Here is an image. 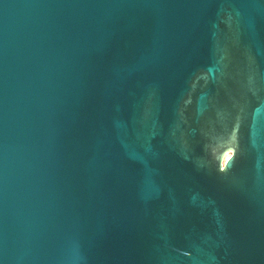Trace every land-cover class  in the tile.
I'll use <instances>...</instances> for the list:
<instances>
[{"label":"water","instance_id":"obj_1","mask_svg":"<svg viewBox=\"0 0 264 264\" xmlns=\"http://www.w3.org/2000/svg\"><path fill=\"white\" fill-rule=\"evenodd\" d=\"M0 264H264V0H0Z\"/></svg>","mask_w":264,"mask_h":264}]
</instances>
